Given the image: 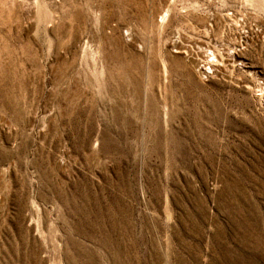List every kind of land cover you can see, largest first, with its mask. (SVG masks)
<instances>
[{"label": "rangeland", "instance_id": "374dc122", "mask_svg": "<svg viewBox=\"0 0 264 264\" xmlns=\"http://www.w3.org/2000/svg\"><path fill=\"white\" fill-rule=\"evenodd\" d=\"M263 80L264 0H0V264H264Z\"/></svg>", "mask_w": 264, "mask_h": 264}, {"label": "bare ground", "instance_id": "6f19581e", "mask_svg": "<svg viewBox=\"0 0 264 264\" xmlns=\"http://www.w3.org/2000/svg\"><path fill=\"white\" fill-rule=\"evenodd\" d=\"M175 44H176V43H175ZM205 46H206V45H205ZM181 48H183V47H181ZM184 48H186V47H184ZM233 49H234V48H233ZM233 49H232V50H233ZM232 50H231L230 52H231V53H232V52L234 53V51H232ZM263 83H264V80H263Z\"/></svg>", "mask_w": 264, "mask_h": 264}, {"label": "built area", "instance_id": "2783aa9c", "mask_svg": "<svg viewBox=\"0 0 264 264\" xmlns=\"http://www.w3.org/2000/svg\"><path fill=\"white\" fill-rule=\"evenodd\" d=\"M205 71V70H204ZM206 72V71H205Z\"/></svg>", "mask_w": 264, "mask_h": 264}]
</instances>
